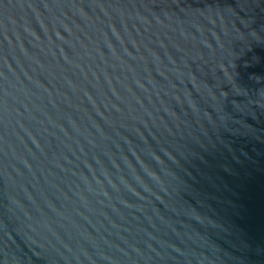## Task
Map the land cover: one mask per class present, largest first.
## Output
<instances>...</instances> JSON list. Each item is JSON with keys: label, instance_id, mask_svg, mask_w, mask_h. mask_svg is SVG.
<instances>
[{"label": "water", "instance_id": "water-1", "mask_svg": "<svg viewBox=\"0 0 264 264\" xmlns=\"http://www.w3.org/2000/svg\"><path fill=\"white\" fill-rule=\"evenodd\" d=\"M0 264H264V0H0Z\"/></svg>", "mask_w": 264, "mask_h": 264}]
</instances>
